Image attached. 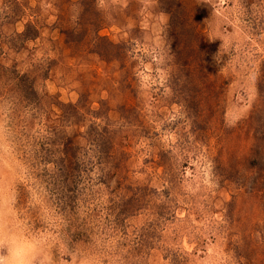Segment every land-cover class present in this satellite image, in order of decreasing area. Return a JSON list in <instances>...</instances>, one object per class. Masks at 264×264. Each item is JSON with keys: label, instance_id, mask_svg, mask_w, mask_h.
I'll return each instance as SVG.
<instances>
[{"label": "rangeland", "instance_id": "374dc122", "mask_svg": "<svg viewBox=\"0 0 264 264\" xmlns=\"http://www.w3.org/2000/svg\"><path fill=\"white\" fill-rule=\"evenodd\" d=\"M0 198L54 264H264V0H0Z\"/></svg>", "mask_w": 264, "mask_h": 264}, {"label": "clouds", "instance_id": "9594fccd", "mask_svg": "<svg viewBox=\"0 0 264 264\" xmlns=\"http://www.w3.org/2000/svg\"><path fill=\"white\" fill-rule=\"evenodd\" d=\"M58 243L56 225L37 230L11 211V201L0 198V264H54ZM81 264H90L85 257Z\"/></svg>", "mask_w": 264, "mask_h": 264}]
</instances>
